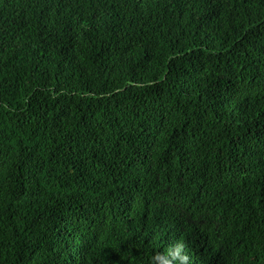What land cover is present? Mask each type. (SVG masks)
Masks as SVG:
<instances>
[{
	"label": "trees",
	"instance_id": "obj_1",
	"mask_svg": "<svg viewBox=\"0 0 264 264\" xmlns=\"http://www.w3.org/2000/svg\"><path fill=\"white\" fill-rule=\"evenodd\" d=\"M264 264V0H0V264Z\"/></svg>",
	"mask_w": 264,
	"mask_h": 264
},
{
	"label": "clouds",
	"instance_id": "obj_2",
	"mask_svg": "<svg viewBox=\"0 0 264 264\" xmlns=\"http://www.w3.org/2000/svg\"><path fill=\"white\" fill-rule=\"evenodd\" d=\"M184 249V244L179 242L175 244L169 253L171 260H166V264H188L189 257ZM160 255L161 254H157L153 257L154 264H159Z\"/></svg>",
	"mask_w": 264,
	"mask_h": 264
}]
</instances>
